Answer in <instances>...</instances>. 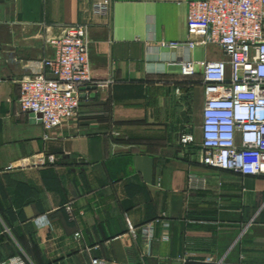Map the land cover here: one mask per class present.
<instances>
[{
    "label": "crops",
    "instance_id": "crops-1",
    "mask_svg": "<svg viewBox=\"0 0 264 264\" xmlns=\"http://www.w3.org/2000/svg\"><path fill=\"white\" fill-rule=\"evenodd\" d=\"M102 1L0 0V264H264V177L204 165L203 68L181 73L226 57L160 46L188 39L199 0H109L99 17ZM77 24L96 90L47 132L21 112L19 81ZM162 214L171 227L157 226L150 249L130 235Z\"/></svg>",
    "mask_w": 264,
    "mask_h": 264
},
{
    "label": "built area",
    "instance_id": "built-area-1",
    "mask_svg": "<svg viewBox=\"0 0 264 264\" xmlns=\"http://www.w3.org/2000/svg\"><path fill=\"white\" fill-rule=\"evenodd\" d=\"M111 7L109 0L98 2L93 13L106 17ZM187 31L186 41L163 42L160 46L188 51L218 46L226 57L199 63L186 60L180 64L185 78L195 76L198 66L203 68L204 165L242 176L264 177V0L192 1L188 6ZM52 44L56 48L54 57L32 64L40 74L19 81L21 112L41 115L37 121L47 132L76 118L82 90L95 85L90 73L86 25L66 28ZM180 142L191 145L195 137L186 134ZM67 211L73 215L71 204ZM41 225L50 223L45 221ZM158 225L169 229L171 220L162 214L155 221L132 228L130 235L140 238L150 249ZM5 264L27 263L14 257ZM92 264L105 263L94 259Z\"/></svg>",
    "mask_w": 264,
    "mask_h": 264
},
{
    "label": "water",
    "instance_id": "water-1",
    "mask_svg": "<svg viewBox=\"0 0 264 264\" xmlns=\"http://www.w3.org/2000/svg\"><path fill=\"white\" fill-rule=\"evenodd\" d=\"M85 90H88V91H94V90H96V87H87V88H84L82 91L84 92ZM30 117L33 119V121H35V122H39V123H41V121H37V118H41V115H38L37 117L34 115V114H31L30 115Z\"/></svg>",
    "mask_w": 264,
    "mask_h": 264
}]
</instances>
